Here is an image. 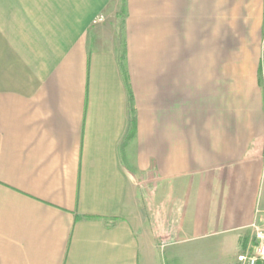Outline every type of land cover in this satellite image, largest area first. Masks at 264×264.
<instances>
[{"label":"crops","instance_id":"0c3cea01","mask_svg":"<svg viewBox=\"0 0 264 264\" xmlns=\"http://www.w3.org/2000/svg\"><path fill=\"white\" fill-rule=\"evenodd\" d=\"M263 43L264 0H0V264H240Z\"/></svg>","mask_w":264,"mask_h":264},{"label":"built area","instance_id":"2783aa9c","mask_svg":"<svg viewBox=\"0 0 264 264\" xmlns=\"http://www.w3.org/2000/svg\"><path fill=\"white\" fill-rule=\"evenodd\" d=\"M254 242L247 250L237 257L240 264H264V232L254 234Z\"/></svg>","mask_w":264,"mask_h":264},{"label":"rangeland","instance_id":"374dc122","mask_svg":"<svg viewBox=\"0 0 264 264\" xmlns=\"http://www.w3.org/2000/svg\"><path fill=\"white\" fill-rule=\"evenodd\" d=\"M120 16H121V19H123V18H122V14H121ZM118 40H120V44H121V38H120V37H118ZM263 47H264V43H263ZM228 61H234L233 57H228ZM234 72H235V71H231V70H229V71H228V74H230L231 77H232V76H234V75H233ZM243 72H244V71H243ZM261 232H264V230H263V231L261 230Z\"/></svg>","mask_w":264,"mask_h":264},{"label":"trees","instance_id":"16d2710c","mask_svg":"<svg viewBox=\"0 0 264 264\" xmlns=\"http://www.w3.org/2000/svg\"><path fill=\"white\" fill-rule=\"evenodd\" d=\"M123 8V7H122ZM122 13H123V11H122ZM122 72H123V74H124V69L122 68Z\"/></svg>","mask_w":264,"mask_h":264}]
</instances>
